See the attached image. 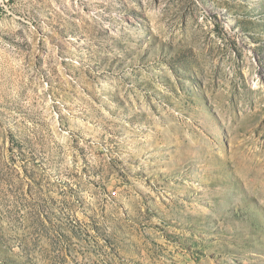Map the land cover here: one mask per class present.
Here are the masks:
<instances>
[{"label":"rangeland","instance_id":"1","mask_svg":"<svg viewBox=\"0 0 264 264\" xmlns=\"http://www.w3.org/2000/svg\"><path fill=\"white\" fill-rule=\"evenodd\" d=\"M0 264H264V0H0Z\"/></svg>","mask_w":264,"mask_h":264}]
</instances>
